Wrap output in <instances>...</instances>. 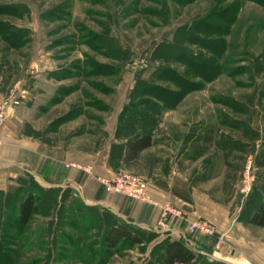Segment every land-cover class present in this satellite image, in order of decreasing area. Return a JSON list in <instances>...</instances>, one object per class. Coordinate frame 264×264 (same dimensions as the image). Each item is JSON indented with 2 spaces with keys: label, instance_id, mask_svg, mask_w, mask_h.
Instances as JSON below:
<instances>
[{
  "label": "rangeland",
  "instance_id": "1",
  "mask_svg": "<svg viewBox=\"0 0 264 264\" xmlns=\"http://www.w3.org/2000/svg\"><path fill=\"white\" fill-rule=\"evenodd\" d=\"M231 5L235 17L224 34L194 29ZM7 36L21 44L13 45ZM217 40L223 45L216 51L208 42ZM203 63L218 69L202 73ZM167 70L195 83L194 89L179 101L156 96L143 101L147 91L138 97L144 78L176 90ZM253 93L254 113L247 107ZM5 101L9 108L0 129L9 122L24 137L91 151L103 147L112 116L126 102L120 123L127 133H135L141 115L154 131L153 149L129 170L146 179L164 171L167 156L178 167L188 147L185 138L195 127L215 126L219 146L203 155L185 152L181 172L189 180L209 176L200 181L201 190L230 202L243 219L263 201L264 7L257 2L0 0V103ZM21 183L22 195L0 197L1 251L15 264H128L130 246L108 249L97 213L64 202L66 196L61 202L37 191L40 214L24 230L14 225L23 197L38 190L29 175ZM255 233L264 240V227Z\"/></svg>",
  "mask_w": 264,
  "mask_h": 264
},
{
  "label": "crops",
  "instance_id": "2",
  "mask_svg": "<svg viewBox=\"0 0 264 264\" xmlns=\"http://www.w3.org/2000/svg\"><path fill=\"white\" fill-rule=\"evenodd\" d=\"M123 107L112 116L113 129L103 147L92 151L73 145L60 147L24 137L8 122L0 129V191L22 187L24 175H29L40 189L55 195L56 201L66 196L64 202H77L83 208L95 211L98 220L103 222V234L115 224H127L143 239V243L129 247L125 255L128 264L154 261L168 241L185 243L205 264H264V240L255 233V229L260 227L247 223L255 210L247 218L238 217L236 210L228 205L230 202L215 200L210 193L201 190L204 183L193 184V179L185 177L180 170L185 162L183 154L195 152L189 145L181 153L182 161H177L180 163L178 167L167 156L163 158V164L169 167L164 166V171L145 178L147 192L155 202L169 204L190 220L206 219L214 223L217 236L194 238L186 232V224L181 218L170 221L169 231L163 230L159 226L161 209L106 191L99 178L107 179L120 171H129L141 163L147 150L153 149L145 150L140 162L126 168L125 144L130 137L142 131V127L137 119L135 133H127V126L120 123ZM120 127L123 130L121 137L117 138L116 132ZM197 161V158L191 160L193 164ZM220 236L224 239L222 244L218 243Z\"/></svg>",
  "mask_w": 264,
  "mask_h": 264
},
{
  "label": "trees",
  "instance_id": "3",
  "mask_svg": "<svg viewBox=\"0 0 264 264\" xmlns=\"http://www.w3.org/2000/svg\"><path fill=\"white\" fill-rule=\"evenodd\" d=\"M250 1L257 2L264 7V0H250ZM3 9L6 8L3 7ZM235 9L236 6L231 5L227 10L225 11L223 10V12H218V11L213 12L210 15V17H207L204 20H202V22L198 26L194 25V29L198 28L204 30L208 35L213 33L224 34L225 31H227L229 24H232L231 21L235 17L234 14ZM213 17L217 20L216 24L213 23L212 20ZM101 39H103V37ZM7 40L10 41L15 46L21 44L17 37L13 38L12 36H7ZM208 43H210L209 45L212 46L216 51H217V47H221L223 45L222 40L210 41ZM189 56L192 60L191 63L194 64L195 57H193L191 54ZM129 58L130 56H128L127 59ZM217 69L218 66L215 63L213 64L203 63L202 70H200V72L202 71V73L206 72L209 74L210 73L214 74L217 71ZM166 73L167 74L169 73V75L172 74V76L174 75L173 83L176 86H178L176 90L175 89L172 90L168 87L160 86L157 84L153 85L150 81H148L147 78H144L143 81L140 80V82H138L140 85L145 86L143 90L141 89V92L138 94V97H141L143 94L145 95L146 93H148L149 98H142L144 99L143 101L151 102L153 99L151 98L152 96L153 97L156 96L158 99L161 100L172 99L174 101H179L182 98L185 91L194 89L193 87H195L196 85L195 83L185 79L184 77H181L180 75L175 73V71H173L172 73L171 70L169 71L167 70ZM256 98L257 95H255L254 93L248 97L249 103L247 107L252 113H254L255 111L253 109V106ZM144 116L145 115H141L138 117L139 119L138 121L140 126L142 127V131L136 133L133 137H130L125 144L126 152H125L124 163L126 168L135 166L138 162H140L141 154L145 150L155 145V141L153 138V129L149 128L146 125ZM122 130L123 129L121 127L118 128L116 132L117 138L121 137ZM216 135H217V128L215 126L212 125L197 126L186 136L185 144L191 146L195 150V152H197L199 155H203L207 153V151H209V149H211L213 146L216 145L219 146V143L215 141ZM251 153H256V146L252 147ZM261 155L264 156V147H262ZM224 158L226 159V165L230 166L231 164L227 161L228 155L224 154ZM207 179H209V176H205V174H203L202 176H198V178L194 180L193 184H196L200 181H206ZM36 185L38 190H36L35 192L34 191L28 192L26 196L23 197V199L21 200L18 206V215L16 216L14 225L17 224V226L20 227L21 230H24L25 228L28 227L34 215L40 214L41 211L40 206L42 205L43 201L41 200V196L37 193V191L40 190L43 193H47V191L40 189L38 184ZM225 185L228 186V184ZM262 192H263V201L262 202L260 201L258 203V207L247 220V223L253 226L264 227V186H262ZM3 195L7 197H15L17 195H22V190L20 187L15 189L9 188L7 192L0 191V197ZM238 196L241 197V194H238ZM0 218H2L1 213H0ZM103 243L108 249L117 250L124 245L131 246V245L141 244L143 243V239L139 235L131 231V229L127 224L118 223L115 224L114 226H111L103 234ZM1 250L2 248L0 246V264H15V261L12 260L11 257H9L6 252H3ZM11 252L14 253V251ZM205 263L206 262L202 261L200 256H198V254H196L193 250L187 247L185 243L181 241H168L166 242L164 251L161 254H159L154 259V261H149L146 264H205Z\"/></svg>",
  "mask_w": 264,
  "mask_h": 264
},
{
  "label": "built area",
  "instance_id": "4",
  "mask_svg": "<svg viewBox=\"0 0 264 264\" xmlns=\"http://www.w3.org/2000/svg\"><path fill=\"white\" fill-rule=\"evenodd\" d=\"M5 108H9V102L7 101L0 103V124L5 119ZM99 180L108 193L122 195L127 199L148 203L161 209L162 214L159 226L163 230L169 231L171 227L170 221L175 218H181L186 224V232L194 238L215 237L218 235L216 227L211 222L190 220L183 212L176 210L169 204L162 205L152 200L147 192V180L139 175L124 170L116 173L111 178H99ZM218 243H224L223 236H220Z\"/></svg>",
  "mask_w": 264,
  "mask_h": 264
}]
</instances>
